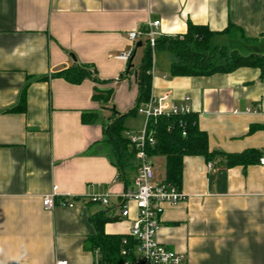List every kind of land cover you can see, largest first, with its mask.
I'll list each match as a JSON object with an SVG mask.
<instances>
[{
  "label": "crops",
  "instance_id": "obj_1",
  "mask_svg": "<svg viewBox=\"0 0 264 264\" xmlns=\"http://www.w3.org/2000/svg\"><path fill=\"white\" fill-rule=\"evenodd\" d=\"M156 21L158 37L184 35L189 22L213 32L233 25L254 40L251 52L264 55V0H0V264H98L100 253L88 239L99 214L110 219L106 234H130L137 209L131 203L124 218L120 207L135 172L127 171V184L117 179L103 128L113 113L93 94L96 87L113 89L109 105L127 114L138 86L134 74L126 77L130 60L120 57L135 53L137 68L142 47L136 46L145 41L134 46L129 34ZM229 38L216 36L213 43ZM172 61L167 50L154 53L152 98L180 105L188 97L210 152L261 157L264 71L171 77ZM80 65H91L99 82L71 84L59 76ZM21 103L23 110L12 111ZM84 113H95L96 121L85 124ZM259 159L228 167L220 156L211 162L186 157L185 200L162 205L159 242L184 255L185 264H264ZM152 162L155 183L162 182L165 158ZM54 187L73 208L57 203L45 209L43 199ZM91 195L107 196L109 205L91 202Z\"/></svg>",
  "mask_w": 264,
  "mask_h": 264
},
{
  "label": "trees",
  "instance_id": "obj_2",
  "mask_svg": "<svg viewBox=\"0 0 264 264\" xmlns=\"http://www.w3.org/2000/svg\"><path fill=\"white\" fill-rule=\"evenodd\" d=\"M228 35L249 40L245 33L233 25L221 32H213L205 25L188 23L187 33L176 36H160L156 38L154 49L150 47L147 37L142 44V57L137 68L128 69L126 77L134 74L138 86V94L133 107L127 114L113 113L104 124V135L113 146V157L118 169L117 179L129 183L127 171L135 172L136 148L127 138L124 120L127 116L137 115L141 104L148 103L152 97V70L153 56L157 51L167 50L172 56L171 77H204L214 74H227L243 67L260 68L264 71V55L260 52H249L242 55L239 51L227 46H216L213 39L216 36ZM59 76L71 84H80L83 80L91 78L99 82L91 65H80L59 73ZM124 77V75H123ZM113 97V89L96 87L93 100L101 106H108ZM24 109L23 103L12 111ZM97 119L95 113H84L82 120L85 124L94 123ZM150 128L154 132L156 143L147 147L146 152L150 158L163 156L165 158L164 182L171 183L180 191L183 179L184 159L188 156H201L208 162L220 156L225 166L246 165L259 159V154L247 151L242 154L229 155L210 152L207 135L200 130L197 116L190 112L187 114L158 117L152 120ZM110 219L103 214L94 216L91 222L95 228V235L88 239L93 251H99L98 264H123L125 258L121 255L123 239L135 243L130 235L116 236L105 233V225Z\"/></svg>",
  "mask_w": 264,
  "mask_h": 264
},
{
  "label": "built area",
  "instance_id": "obj_3",
  "mask_svg": "<svg viewBox=\"0 0 264 264\" xmlns=\"http://www.w3.org/2000/svg\"><path fill=\"white\" fill-rule=\"evenodd\" d=\"M159 21L149 23L147 29L135 31L129 34V41L135 46L143 37L148 38V43L154 49ZM132 52L121 55V59L129 61ZM190 99L185 98L183 104H163L151 97L148 103L141 104L137 114L144 119L143 128L139 132L127 131V138L136 148V170L132 180V186L122 194L120 213L124 218L129 217L130 204L137 209V219L131 227L130 236L135 243L123 239L121 255L125 258L123 264H185V257L165 246L158 240L161 229L160 215L163 212V204L175 206L185 200V196L177 187L167 182L155 183V170L152 158L146 152L147 147H153L156 143L153 130L150 128L152 120L158 117L187 114L192 112L189 106ZM247 112L256 113L251 108ZM259 165L264 172V154L259 159ZM209 166H212L209 164ZM91 202L99 203L105 207L109 205L107 196L91 195ZM62 204L69 208L74 205L69 203L66 197L58 198L56 188L43 199L45 209L51 210L56 205ZM54 264H68L67 261H56Z\"/></svg>",
  "mask_w": 264,
  "mask_h": 264
},
{
  "label": "rangeland",
  "instance_id": "obj_4",
  "mask_svg": "<svg viewBox=\"0 0 264 264\" xmlns=\"http://www.w3.org/2000/svg\"><path fill=\"white\" fill-rule=\"evenodd\" d=\"M215 45L216 46H227L230 49L239 51L242 55H247L249 52L253 51V48H256L255 44L249 42V40H242L241 38H238V37L229 38L227 43H225V45H221V44H215ZM257 47L259 48V46ZM114 107L116 108V106L114 105H108V106L102 105L101 106V108H104V109H112ZM116 112L119 113L117 108H116ZM105 119H108V116H106ZM124 126L126 128V131L124 132L125 134H127V129L131 130L130 132L135 133L134 130L136 129L141 130L143 128V119L138 114L127 116L124 120Z\"/></svg>",
  "mask_w": 264,
  "mask_h": 264
},
{
  "label": "water",
  "instance_id": "obj_5",
  "mask_svg": "<svg viewBox=\"0 0 264 264\" xmlns=\"http://www.w3.org/2000/svg\"><path fill=\"white\" fill-rule=\"evenodd\" d=\"M141 47H142V43H141V42L137 43L136 48L138 49V48H141ZM134 56H135V53L133 54V56L131 57V59H130V61H129V69H131V68L133 67V65H132V61H133V59H134ZM108 110L111 111L112 113L117 114L115 108L108 109Z\"/></svg>",
  "mask_w": 264,
  "mask_h": 264
}]
</instances>
